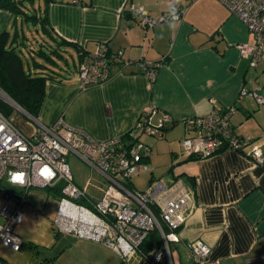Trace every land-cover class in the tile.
Listing matches in <instances>:
<instances>
[{"label":"crops","instance_id":"0c3cea01","mask_svg":"<svg viewBox=\"0 0 264 264\" xmlns=\"http://www.w3.org/2000/svg\"><path fill=\"white\" fill-rule=\"evenodd\" d=\"M39 2L43 4L35 0ZM181 2L187 5L181 20L172 26L163 21L147 27L129 11V4L154 17L170 8L169 0H82L80 4L51 0L45 4L47 30L73 44L65 47L69 64L79 62L74 46L93 52L98 43L105 42L121 56L112 62L110 77L99 84L80 87L75 67L66 79L46 80L36 120L51 125L62 117L94 140L119 137L127 142L145 108L154 106L153 122L169 115L171 121L156 135L140 136L151 147L140 171L149 173L147 186L152 180H162L170 188L167 196L182 188L193 190L179 240L169 243L171 264H258L257 258L264 256V168L230 148L206 158H187L181 154V140L192 133L184 120L235 104L231 116L234 134L258 142L264 149V103L259 105L249 97L237 99L242 87L264 97V54L255 66L240 55L237 45L253 42L254 35L221 0ZM14 30L26 38L29 46L24 53L34 50L32 46L40 41L53 42L20 15L1 8L0 34ZM30 53L23 55L26 66L32 58L42 62L34 51ZM141 62L158 63L154 80L141 70ZM15 124L27 134L35 128L34 121H26L29 130ZM72 177L96 198L89 192L90 179L84 181L73 173ZM130 183L137 189L131 179ZM30 208L35 213L25 211L39 212ZM194 239L210 246L209 255L199 263L191 259L187 246ZM130 260L145 264L139 254ZM160 264H167L166 259Z\"/></svg>","mask_w":264,"mask_h":264},{"label":"built area","instance_id":"2783aa9c","mask_svg":"<svg viewBox=\"0 0 264 264\" xmlns=\"http://www.w3.org/2000/svg\"><path fill=\"white\" fill-rule=\"evenodd\" d=\"M80 4L82 0H66ZM233 15L237 16L254 35L253 42L237 45L240 55L255 66L264 54V0H221ZM170 8L158 16H150L145 10L129 4V11L138 16L143 26L170 21L177 9L178 20L187 10V5L177 0H169ZM77 68V82L85 88L106 81L111 75V65L119 52H112L105 42L97 44L93 52H82ZM126 63V62H125ZM158 63L141 62L140 68L154 80ZM252 98L257 104L264 103V97L255 90L242 87L237 99ZM0 101L13 103L0 87ZM15 103L11 104L14 105ZM19 113L27 114L15 104ZM235 104L214 107L209 113L184 120L185 128L191 131L181 140V154L187 158H206L222 149L242 151L256 164L264 168V149L250 139L234 134L231 116ZM153 105L140 114L134 128L128 133L129 140L119 137L98 141L81 129L72 127L59 117L47 125L30 116L35 122L31 134L23 132L13 117L0 109V186L5 201L0 205V241L14 251H19L24 242L14 228L21 223L17 218L31 209L26 193L32 186L53 187L62 183L56 224L64 232L74 233L95 241H100L115 250L125 260L139 254L145 264H160L163 258L171 264L169 243L179 240L178 231L187 217V202L193 190L182 188L172 196H167L169 187L162 180H152L143 191L129 186L130 178L140 171V165L149 156L151 147L142 141V133L156 135L166 123L171 121L164 114L157 122L152 121ZM74 153L105 180L102 198L95 201L85 188L74 183L67 156ZM82 198L86 205L78 203ZM35 213L34 209H31ZM155 229L161 243L149 254L139 248L148 232ZM190 257L201 262L210 253V246L200 239L187 242ZM159 257V259L157 258ZM264 262V256L257 258ZM0 264H2L0 262Z\"/></svg>","mask_w":264,"mask_h":264},{"label":"rangeland","instance_id":"374dc122","mask_svg":"<svg viewBox=\"0 0 264 264\" xmlns=\"http://www.w3.org/2000/svg\"><path fill=\"white\" fill-rule=\"evenodd\" d=\"M9 99L19 105L12 98ZM2 103L12 108L8 115H14L15 122L23 124L22 127L29 130L25 123L26 121L32 123L34 120L27 114L19 113L15 109V104ZM0 108L6 111L3 107ZM68 161L74 175L78 174L84 181L90 179L89 192L95 195L94 197L97 198H94L95 201L100 200L105 189L103 176L74 153L68 155ZM147 178H149L148 172L139 171L130 179L138 190L143 191L147 188ZM1 186H6L5 179L1 181ZM1 186L0 205L5 201ZM57 194L58 191L54 186L29 188L26 193L27 204L39 212L32 214L25 211L21 223L14 228L15 233L25 243L22 250L14 251L0 241L2 264H136L135 261L130 260L133 255L123 260L115 250L100 241L83 239L74 233L60 230L56 224L59 206ZM77 202L86 205V201L82 198Z\"/></svg>","mask_w":264,"mask_h":264},{"label":"trees","instance_id":"16d2710c","mask_svg":"<svg viewBox=\"0 0 264 264\" xmlns=\"http://www.w3.org/2000/svg\"><path fill=\"white\" fill-rule=\"evenodd\" d=\"M43 4L35 3V0H0V9H7L16 15H20L22 20L27 24L34 27V29L42 30L44 34H47L50 40L38 42V46L33 45V49L26 51L25 53L31 54L34 51L35 54L42 58V62H39L35 58H32L31 65L26 66L23 55L24 47L29 46L25 36L21 38L17 31H13L10 34L8 31H3L0 34V87L3 91L12 98L19 106L31 117L36 118L44 98L45 82L48 79L63 80L68 78V73L77 71L79 62L81 60V53L86 52L82 48L75 47L77 54V64L67 62V57L64 52L65 47L71 46V42L64 39H57L51 35L46 28V15L44 13L45 4L51 0H42ZM41 6H44L43 13L41 12ZM30 28V26H28ZM32 34H34L32 32ZM27 37V36H26ZM31 40V39H30ZM31 47V48H32ZM62 60L63 64L60 62ZM67 65L68 67H66ZM63 70V71H62ZM0 107H3L6 111H3L5 115L9 116V112L12 108L7 104L0 102ZM1 109V108H0ZM2 110V109H1ZM148 158V157H146ZM145 158V159H146ZM143 159V161L145 160ZM131 186V183H129ZM58 194L61 195L62 183L55 185ZM161 238L158 232L153 229L148 232L145 239L142 241L139 250L144 254H149L155 247L159 246ZM264 264V263H258Z\"/></svg>","mask_w":264,"mask_h":264},{"label":"clouds","instance_id":"9594fccd","mask_svg":"<svg viewBox=\"0 0 264 264\" xmlns=\"http://www.w3.org/2000/svg\"><path fill=\"white\" fill-rule=\"evenodd\" d=\"M180 3V0H177V4ZM177 12V9L176 11L173 13V14H170L171 15V20H170V26H172V24H174L177 20H178V16L176 14ZM23 214H20V217L17 218L18 222H20V219L22 218ZM159 259V257H157Z\"/></svg>","mask_w":264,"mask_h":264}]
</instances>
